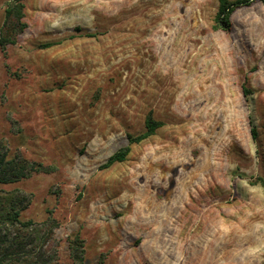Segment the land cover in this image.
Segmentation results:
<instances>
[{"label": "rangeland", "instance_id": "obj_1", "mask_svg": "<svg viewBox=\"0 0 264 264\" xmlns=\"http://www.w3.org/2000/svg\"><path fill=\"white\" fill-rule=\"evenodd\" d=\"M23 2L0 139L52 172L4 188L33 195L24 219L52 212L61 261L79 236L86 264H264V4L223 31L218 0ZM150 112L163 127L101 169Z\"/></svg>", "mask_w": 264, "mask_h": 264}, {"label": "trees", "instance_id": "obj_2", "mask_svg": "<svg viewBox=\"0 0 264 264\" xmlns=\"http://www.w3.org/2000/svg\"><path fill=\"white\" fill-rule=\"evenodd\" d=\"M257 1L264 4V0H218L214 29L230 31L232 14L238 8ZM25 8L23 0H13L7 6L0 34L1 48L17 44L19 36L28 28ZM53 45L55 43H49L45 47ZM163 125V122L157 121L150 112L145 119V132L137 136L128 135V145L109 157L101 169L125 162L133 146L156 135ZM252 135L256 139L255 128L252 129ZM50 172L52 168L43 163L30 161L20 153L11 154L7 144L0 139V264H86L84 240L79 236L69 239L70 263H63L56 238L60 223L52 212L44 221L24 219L23 212L30 207L33 195L19 189L4 188L34 174ZM252 185H260L264 194V177H257L252 181ZM99 264H105V259L101 258Z\"/></svg>", "mask_w": 264, "mask_h": 264}]
</instances>
